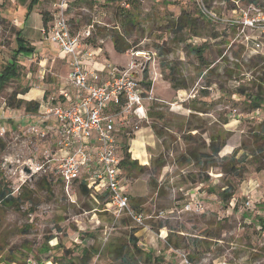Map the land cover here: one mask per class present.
<instances>
[{
	"label": "rangeland",
	"instance_id": "374dc122",
	"mask_svg": "<svg viewBox=\"0 0 264 264\" xmlns=\"http://www.w3.org/2000/svg\"><path fill=\"white\" fill-rule=\"evenodd\" d=\"M55 1L40 0L28 11L29 0H0V72L16 62V74L0 83V170L14 194L23 184L29 196L18 207L0 205V260L81 264L85 247L86 264H184L181 254L193 264H205L203 258L264 264V54L233 43L236 29L217 31L186 2L127 0L124 9L119 0H72L65 13L72 30L84 32L95 17L102 25L94 24L87 42L101 49L104 63L132 62L151 96L145 119L117 118L130 159L145 151L136 159L141 168L123 170L130 206L145 216L136 225L114 218L103 198L76 184L68 194L51 169L31 172L26 165L31 160L36 169L51 139L25 133L37 122L28 115L38 112L25 111L19 100L40 103L35 92L44 88L46 96L66 86L58 58L68 57L39 32L40 14L49 19ZM181 13L190 24L178 22ZM125 14L133 24L124 28ZM20 27L51 55L28 40L33 54L17 55ZM115 32L124 52L113 48ZM169 81L185 88L177 92ZM28 90L31 100L24 99Z\"/></svg>",
	"mask_w": 264,
	"mask_h": 264
},
{
	"label": "built area",
	"instance_id": "2783aa9c",
	"mask_svg": "<svg viewBox=\"0 0 264 264\" xmlns=\"http://www.w3.org/2000/svg\"><path fill=\"white\" fill-rule=\"evenodd\" d=\"M119 1L124 9L130 8L127 0ZM169 1L189 3L217 31L236 29L237 34L231 38L233 43H239L248 52L264 54V0ZM71 2H53L49 22L42 29L44 40L69 58L68 72L66 86L57 93L44 95L38 113L31 115L37 122L29 124L25 133L49 138L51 142L44 147L43 161L37 163L36 169L33 170L31 160L26 165L31 172L51 169L68 194L75 184L85 186L89 194L104 199L106 211L114 218L125 216L143 226V212L129 203L121 165V125L117 118L125 115L145 119V103L151 96L145 94L147 91L139 73L132 69V62L127 68L110 63L102 70L93 66L100 48H93L87 40L94 24L102 23L94 17L84 32H74L65 16ZM181 258L184 264H193L185 254ZM202 261L232 264L227 260Z\"/></svg>",
	"mask_w": 264,
	"mask_h": 264
},
{
	"label": "trees",
	"instance_id": "16d2710c",
	"mask_svg": "<svg viewBox=\"0 0 264 264\" xmlns=\"http://www.w3.org/2000/svg\"><path fill=\"white\" fill-rule=\"evenodd\" d=\"M39 0H29L28 5H27V9L28 11H31L33 9V6L35 4H37ZM42 18H43V24L45 26V24L47 23L48 20V15L45 13H41ZM129 16V17H128ZM127 16V14H125L123 16L124 20L122 21L121 25L125 28L126 26H128V24H133L132 21V14H129ZM128 17V19H127ZM183 21L186 24H190L191 22V18L189 17L188 14H183L181 13L179 18H178V22ZM122 40V34L119 32H115V34L112 35L111 41L113 43V48L116 52H124L125 50H127V47L120 44ZM18 41V49L17 51V55L21 54V51L24 52H31L32 48H30V50L27 48V46H25L24 42L21 40H17ZM199 51V50H198ZM14 58H16V56ZM198 55H200L198 53ZM15 60V59H14ZM16 62L12 61L9 63V66L5 67L1 72H0V83H3L5 80L9 79L10 77H12V75L16 74ZM261 80L264 82V70H263V76L261 77ZM145 85L149 87L150 82H145ZM10 103V102H9ZM24 105V109L25 111L28 112H36L38 110L39 107V102L37 101H23V100H19V104ZM121 148L123 151L122 154V159H121V165H122V169L123 170H129V169H135V168H141V166L138 164L136 159L131 160L130 159V155L127 152L128 149V145L125 144V142H121ZM27 188L22 184L20 186V188L18 189V192L16 194L13 193V190L9 187L8 182L5 178V175L3 173L2 170H0V205L1 206H7V205H16L18 207V204L21 203V201L23 200V198L28 199V195L26 194V190ZM80 189L83 193L88 194L89 191L85 188V186L80 185ZM223 195L226 196V198H230L231 194L227 193L226 190H223ZM3 207H0L3 208ZM260 222L263 224L264 221L262 218H259ZM11 251V250H10ZM90 258V250L89 248H85L83 247L81 249V255H80V263L81 264H86L88 259ZM62 259H58L56 260L57 264H76L73 261H61ZM1 262H4L6 264H12L14 261V258H9V257H5L3 258V260H0ZM25 264V263H24Z\"/></svg>",
	"mask_w": 264,
	"mask_h": 264
},
{
	"label": "crops",
	"instance_id": "0c3cea01",
	"mask_svg": "<svg viewBox=\"0 0 264 264\" xmlns=\"http://www.w3.org/2000/svg\"><path fill=\"white\" fill-rule=\"evenodd\" d=\"M40 1V0H39ZM38 1V2H39ZM28 5V4H27ZM34 7H35V5L33 6V9L32 10H35L34 9ZM192 7V6H191ZM27 8V7H26ZM193 8V7H192ZM194 10V9H193ZM37 11H38V9H37ZM195 11V10H194ZM49 12L51 13V9L49 10ZM196 13V12H195ZM41 15V14H40ZM41 20H42V23H41V26H40V28H39V32H40V38H42L43 40H44V38H43V36H42V29L44 28V24H43V18H42V15H41ZM203 20V19H202ZM48 20H47V24H48ZM19 29V31L17 32V36H16V39L17 40H21V41H23L24 43H26L27 45H28V43H27V40L29 41V43L31 44V45H34V46H36V47H38V48H36V49H38V51L40 50V51H42L43 53H44V55L45 56H47L48 57V55H51L50 54V51H52L51 49L49 50V49H44V48H42L43 46L41 45V43H39V40L38 41H36V42H33V41H31V40H29V38H28V34L24 31V28H22V27H20V28H18ZM24 36V37H23ZM39 38V39H40ZM45 41V40H44ZM45 44H49V43H47L46 41H45ZM39 45V46H38ZM52 45L51 44H49V47H51ZM31 47V46H30ZM33 47V46H32ZM31 47V48H32ZM54 47V46H53ZM56 48V47H55ZM54 49V48H53ZM57 49V48H56ZM106 50H108V48L106 49ZM33 52H34V49L32 48V51L31 52H27L28 54H33ZM101 49L100 50H98L97 51V53H98V56L96 57V59H94L95 61H94V67L95 68H97L98 70H102L103 69V67H105V65L107 64V63H104L102 60H101V58H102V56H101ZM107 56L109 57V59H110V55H109V51H107ZM51 57V56H50ZM59 60H60V62L65 66V68H66V73H65V78H66V75H67V72H68V60H69V58H68V60H67V62L65 63V59L64 58H58ZM105 60V59H104ZM44 61H45V59H42V60H40V64H43L44 63ZM110 61H112L111 59H110ZM111 64H112V62H111ZM120 64V63H119ZM114 65H116V64H114ZM117 66V65H116ZM118 67H119V65H118ZM139 76V75H138ZM140 77V76H139ZM141 78V77H140ZM145 78H147V74L145 73V76H144V79ZM142 79V78H141ZM146 82H147V80H146ZM64 84H66V83H63V85ZM46 85V84H45ZM62 85V86H63ZM167 85L171 88V89H174V90H176L177 92H179V91H181L182 89H184L185 87L183 86V85H180V84H175L173 81H169V82H167ZM65 87V85L63 86V87H61V88H64ZM37 88V87H36ZM60 88V89H61ZM59 89V90H60ZM30 90V89H29ZM29 90L28 91H26V93H25V95H24V99H26V100H31L32 99V96H29L28 97V92H29ZM71 90V89H70ZM35 93H37V95L39 96V98L41 97H43L44 96V88L42 89V90H40V92H35ZM1 112H2V110H1ZM2 115H3V113H1ZM31 115H32V113H30ZM28 115V116H31V115ZM32 117V116H31ZM30 117V118H31ZM35 117V116H34ZM137 139H139V140H141L142 138H137ZM120 141H121V139H120ZM132 141V140H131ZM128 148H129V151L131 152L132 151V148H131V146L130 145H128ZM138 153H139V155H140V157L139 158H137L135 155H133V153H131L132 155H133V159H140V160H142V159H144V157H145V151H137ZM0 264H6V263H4V262H1L0 261Z\"/></svg>",
	"mask_w": 264,
	"mask_h": 264
}]
</instances>
